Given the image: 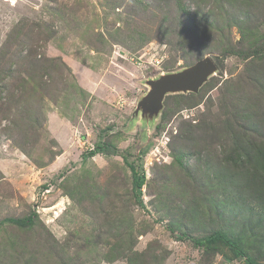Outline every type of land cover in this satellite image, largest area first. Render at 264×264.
Listing matches in <instances>:
<instances>
[{
  "label": "rangeland",
  "instance_id": "374dc122",
  "mask_svg": "<svg viewBox=\"0 0 264 264\" xmlns=\"http://www.w3.org/2000/svg\"><path fill=\"white\" fill-rule=\"evenodd\" d=\"M196 7L214 13L197 30L181 28L177 0H0V71L24 58L13 66V95L0 103V264H56L46 252L54 241L75 264H109L110 248L132 233L136 251L167 255L162 264H240L189 238L223 222L219 211L234 220L217 208L223 197L202 186L208 171L197 168L195 147L221 150L206 135L224 110L253 101L264 111L250 61L224 55L259 43L264 0ZM206 56L219 71L198 97L170 95L154 124L132 121L149 81ZM131 164L145 176L141 190ZM194 192L195 213L203 211L195 221ZM27 217L37 218L33 230L12 222Z\"/></svg>",
  "mask_w": 264,
  "mask_h": 264
},
{
  "label": "trees",
  "instance_id": "16d2710c",
  "mask_svg": "<svg viewBox=\"0 0 264 264\" xmlns=\"http://www.w3.org/2000/svg\"><path fill=\"white\" fill-rule=\"evenodd\" d=\"M205 1L177 0L178 11L187 19L183 21L181 28L186 27L189 23L195 30L199 25L204 26L203 28L209 25L211 17L208 16V13L211 12L213 15V11L209 9L210 11L204 14L202 8L196 7V5L204 4ZM236 1L232 0V4H235ZM187 2L193 3L194 12H191ZM210 6L209 3L206 5V7ZM234 23L238 26L236 22ZM242 28L246 30L244 26ZM249 36L251 34L248 30L242 33L243 40L248 39ZM259 37V43L254 44L253 49L247 51L228 49L224 55L228 57L240 56L242 59L250 61L251 67L247 68L246 72L250 75L251 80L261 82L260 86L263 91L260 96H262L264 93V34ZM23 42L24 40L21 41V44ZM248 43L252 44V41ZM10 58L7 60L8 65L6 64L0 71V103L7 102V97L10 98L13 95L10 86L17 79L13 66L21 63L24 59L20 62L16 60L10 62L12 59ZM228 86L231 89V85ZM190 95L198 97L195 94ZM192 103L190 102L189 105H198L197 101ZM259 109V105L251 101L247 105L235 107L234 114L232 111L227 114V110H224V118L211 124L210 131L207 130L208 134L206 135V140L219 146L221 150L219 151L215 146L195 147L198 152L197 168L203 163L205 167L203 171H208L206 181H197L202 182V186L205 185L211 189L214 196L218 193L223 197V201L217 203V208L220 209V205H223V210L229 209L227 214H230L229 218L234 220L230 222L224 216L226 212L219 211V219L223 218V222L218 223L217 227L212 228L209 234L201 238H189L196 246L205 247L209 253L223 254L225 258L231 255L239 260L240 264H262L261 261L264 262V111ZM193 127L203 131L197 124ZM201 139L193 138L195 145H199L202 142ZM97 147V151L103 149L100 146ZM95 153L96 151H91V155ZM183 158L184 155H177L175 161L182 165ZM129 167L132 169L134 188L141 190L145 185V176H140L132 164ZM195 193L193 206H191V215L194 221L196 216L200 217L203 214V211L199 212V210L195 213V209L200 208L199 202H194ZM35 219L37 218L27 217L12 222L24 229L33 230L37 226ZM4 225L5 222L0 221V231ZM120 228L127 230L122 223ZM139 234L143 235L142 232ZM136 245L137 236L134 233L126 235L123 240H119L110 248L105 257L106 262L112 264L122 259L127 264H162L166 259L165 253L158 252L153 248L138 252ZM46 252L56 264H75L73 260L65 259L66 253L70 252L69 248L61 243L54 241L52 246L46 247Z\"/></svg>",
  "mask_w": 264,
  "mask_h": 264
},
{
  "label": "water",
  "instance_id": "95a60500",
  "mask_svg": "<svg viewBox=\"0 0 264 264\" xmlns=\"http://www.w3.org/2000/svg\"><path fill=\"white\" fill-rule=\"evenodd\" d=\"M219 68L210 56L184 67L182 70L161 75L147 83L149 91L141 97L133 114V122L144 120V124H154L165 108L166 98L178 94H199Z\"/></svg>",
  "mask_w": 264,
  "mask_h": 264
}]
</instances>
